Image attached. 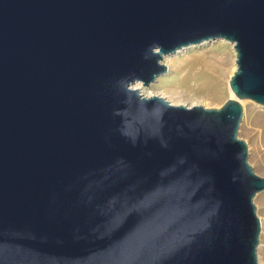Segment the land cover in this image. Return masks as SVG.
<instances>
[{"label": "water", "instance_id": "water-1", "mask_svg": "<svg viewBox=\"0 0 264 264\" xmlns=\"http://www.w3.org/2000/svg\"><path fill=\"white\" fill-rule=\"evenodd\" d=\"M232 45L234 95L175 105L166 57ZM264 0H0V264H258Z\"/></svg>", "mask_w": 264, "mask_h": 264}, {"label": "rangeland", "instance_id": "rangeland-1", "mask_svg": "<svg viewBox=\"0 0 264 264\" xmlns=\"http://www.w3.org/2000/svg\"><path fill=\"white\" fill-rule=\"evenodd\" d=\"M180 51V52H179ZM165 58L168 72L148 87L140 86L146 95H160L175 105H202L219 108L234 95L229 78L235 68V52L228 42L218 40L181 49ZM240 102L243 114L238 136L248 146V161L264 177V105L247 99ZM261 220L258 264H264V190L254 198Z\"/></svg>", "mask_w": 264, "mask_h": 264}, {"label": "bare ground", "instance_id": "bare-ground-1", "mask_svg": "<svg viewBox=\"0 0 264 264\" xmlns=\"http://www.w3.org/2000/svg\"><path fill=\"white\" fill-rule=\"evenodd\" d=\"M180 52V51H179ZM234 70H235V68H234ZM137 87H140V85H136ZM232 95H233V93H232ZM247 99H244V100H241L242 101V103H245V102H247L246 101ZM196 105H197V103H195Z\"/></svg>", "mask_w": 264, "mask_h": 264}]
</instances>
